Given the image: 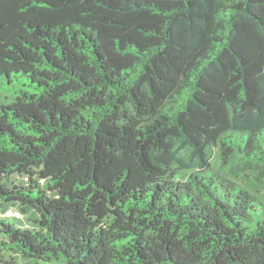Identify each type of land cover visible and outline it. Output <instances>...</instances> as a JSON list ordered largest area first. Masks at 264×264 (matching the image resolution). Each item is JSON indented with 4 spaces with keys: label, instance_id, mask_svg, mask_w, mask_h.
Returning <instances> with one entry per match:
<instances>
[{
    "label": "trees",
    "instance_id": "trees-1",
    "mask_svg": "<svg viewBox=\"0 0 264 264\" xmlns=\"http://www.w3.org/2000/svg\"><path fill=\"white\" fill-rule=\"evenodd\" d=\"M9 204L0 264H264V0H0Z\"/></svg>",
    "mask_w": 264,
    "mask_h": 264
},
{
    "label": "rangeland",
    "instance_id": "rangeland-1",
    "mask_svg": "<svg viewBox=\"0 0 264 264\" xmlns=\"http://www.w3.org/2000/svg\"><path fill=\"white\" fill-rule=\"evenodd\" d=\"M26 177H20L19 175H16L13 177L14 181L16 183H24ZM9 216L11 218H15V222L17 225L22 227H33L35 222V214L33 212L30 213H22L19 208L14 204H9L7 207V210H1L0 209V218ZM37 217L38 214L36 215ZM1 240V239H0ZM15 263L16 264H27V261L24 260L21 256L15 255ZM44 264V263H41Z\"/></svg>",
    "mask_w": 264,
    "mask_h": 264
}]
</instances>
